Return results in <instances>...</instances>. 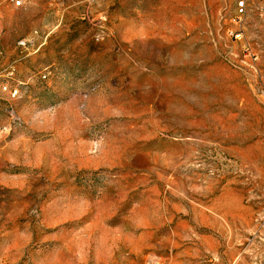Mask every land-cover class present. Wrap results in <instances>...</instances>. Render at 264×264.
<instances>
[{
	"label": "rangeland",
	"instance_id": "374dc122",
	"mask_svg": "<svg viewBox=\"0 0 264 264\" xmlns=\"http://www.w3.org/2000/svg\"><path fill=\"white\" fill-rule=\"evenodd\" d=\"M16 1L0 264H264V0Z\"/></svg>",
	"mask_w": 264,
	"mask_h": 264
},
{
	"label": "built area",
	"instance_id": "2783aa9c",
	"mask_svg": "<svg viewBox=\"0 0 264 264\" xmlns=\"http://www.w3.org/2000/svg\"><path fill=\"white\" fill-rule=\"evenodd\" d=\"M16 3L19 4V3H20L19 0H17ZM239 7H240V11H243V10H244V8H243V7H244V2H240V3H239ZM17 92H18V91L15 90V93H17Z\"/></svg>",
	"mask_w": 264,
	"mask_h": 264
}]
</instances>
